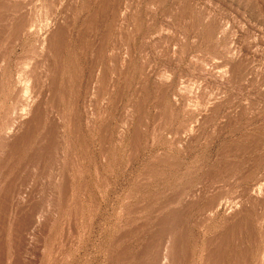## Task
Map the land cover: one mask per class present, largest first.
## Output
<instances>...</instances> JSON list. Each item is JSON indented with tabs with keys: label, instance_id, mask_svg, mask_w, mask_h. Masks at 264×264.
I'll return each instance as SVG.
<instances>
[{
	"label": "rangeland",
	"instance_id": "1",
	"mask_svg": "<svg viewBox=\"0 0 264 264\" xmlns=\"http://www.w3.org/2000/svg\"><path fill=\"white\" fill-rule=\"evenodd\" d=\"M0 4V264H264V0Z\"/></svg>",
	"mask_w": 264,
	"mask_h": 264
},
{
	"label": "bare ground",
	"instance_id": "2",
	"mask_svg": "<svg viewBox=\"0 0 264 264\" xmlns=\"http://www.w3.org/2000/svg\"><path fill=\"white\" fill-rule=\"evenodd\" d=\"M2 4V3H1ZM0 4V5H1ZM118 10V9H117ZM7 21V20H6ZM20 22V21H19ZM5 27V26H4ZM42 27V26H41ZM9 28V27H8ZM33 28V27H32ZM55 30V29H54ZM64 31V30H63ZM67 32V31H66ZM4 33V32H3ZM5 35V34H4ZM51 36V35H50ZM62 36H63V34H62ZM66 38V37H65ZM43 39V38H42ZM62 40V39H61ZM60 41V40H59ZM10 45V44H9ZM63 45V44H62ZM58 46V45H57ZM10 47V46H9ZM45 51V50H44ZM5 52V51H4ZM62 53V52H61ZM6 55V54H5ZM57 56V55H56ZM1 62V61H0ZM2 64V63H1ZM33 73H34V71H33ZM28 74V73H27ZM34 76H35V74H34ZM21 77V76H20ZM33 78V77H32ZM40 79V78H39ZM106 81V80H105ZM31 82V81H30ZM40 82V81H39ZM36 84V83H35ZM57 84V83H56ZM20 85V84H19ZM19 88V87H18ZM26 88V87H25ZM28 89V88H27ZM55 89V88H54ZM65 89V88H64ZM24 92V91H23ZM39 94V93H38ZM64 94V93H63ZM28 95H29V93H28ZM65 96V95H64ZM44 98V97H43ZM21 99V98H20ZM27 100V99H26ZM32 100V99H31ZM27 103V102H26ZM26 106V105H25ZM59 106V105H58ZM23 107V106H22ZM27 107V106H26ZM25 108V107H24ZM24 110V109H23ZM19 111V110H18ZM20 112H23L24 113V111H20ZM22 113V114H23ZM21 114V113H20ZM15 117V116H14ZM19 117H20V115H19ZM16 119V118H15ZM21 119H22V117H21ZM15 121V120H14ZM11 123V122H10ZM9 123V124H10ZM11 126V125H10ZM12 130V129H11ZM9 134V133H8ZM11 134V133H10ZM16 134V133H15ZM10 137V136H9ZM6 138H7V136H6ZM12 139V138H11ZM14 141V140H13ZM19 141V140H18ZM22 141V140H21ZM17 144V143H16ZM2 149V148H1ZM5 150V149H4ZM10 151V150H9ZM10 153V152H9ZM10 155V154H9ZM5 160V159H4ZM1 162V161H0ZM2 163V162H1ZM8 173V172H7ZM7 185V184H6ZM11 186V185H10ZM14 186V185H13ZM15 187V186H14ZM261 187V186H260ZM257 188V187H256ZM263 191V190H262ZM261 193V192H260ZM7 198V197H6ZM5 198V199H6ZM16 201V200H15ZM23 202V201H22ZM3 208V207H2ZM22 208V207H21ZM3 210V209H2ZM21 210V209H20ZM49 211V210H48ZM4 212V211H3ZM2 213V212H1ZM7 214V213H6ZM26 217V216H25ZM19 218V217H18ZM36 218V217H35ZM31 221V220H30ZM36 221V220H35ZM165 221V220H164ZM163 221V222H164ZM169 221H171V220H169ZM21 222V221H20ZM43 222V221H42ZM32 223L34 224V222L32 221ZM38 223V222H37ZM36 223V224H37ZM165 223V222H164ZM26 224V223H25ZM31 224V223H30ZM33 224H32V226H33ZM73 224V223H72ZM163 224V223H162ZM166 224H168V223H166ZM20 226V225H19ZM18 226V227H19ZM23 226V225H22ZM35 226V225H34ZM42 226V225H41ZM40 227V226H39ZM74 228V227H73ZM233 228V227H232ZM29 229V228H28ZM30 230V229H29ZM36 230H37V228H36ZM35 230V231H36ZM166 234V233H165ZM154 236V235H153ZM163 237H165V235L163 234L162 235ZM153 239V238H152ZM164 239V238H163ZM226 239V238H225ZM149 240V239H148ZM168 241V240H167ZM223 241V240H222ZM157 243V242H156ZM168 243V242H167ZM222 243V242H221ZM163 244V243H162ZM163 246V245H162ZM165 247V246H164ZM218 248V247H217ZM221 248V247H220ZM1 249V248H0ZM58 249V248H57ZM148 249V248H147ZM162 249V248H161ZM223 249V248H222ZM147 251V250H146ZM156 252V251H155ZM177 252V251H176ZM5 253V252H4ZM148 254V253H147ZM175 254V253H174ZM2 255V254H1ZM164 255V254H163ZM218 255V254H217ZM162 258V257H161ZM168 259V258H167ZM176 260V259H175ZM160 261V260H159ZM220 262V261H219ZM161 263V262H160ZM167 263V262H166ZM235 263V262H234ZM238 263V262H237ZM162 264H163V262H162ZM168 264V263H167ZM217 264V263H216Z\"/></svg>",
	"mask_w": 264,
	"mask_h": 264
}]
</instances>
